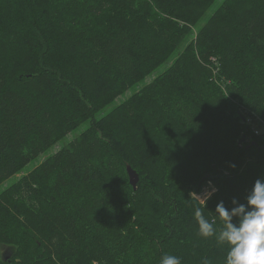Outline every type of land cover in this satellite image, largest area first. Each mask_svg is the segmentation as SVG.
Segmentation results:
<instances>
[{
	"label": "trees",
	"instance_id": "1",
	"mask_svg": "<svg viewBox=\"0 0 264 264\" xmlns=\"http://www.w3.org/2000/svg\"><path fill=\"white\" fill-rule=\"evenodd\" d=\"M214 1L0 0V264H224L190 192L264 177V0Z\"/></svg>",
	"mask_w": 264,
	"mask_h": 264
},
{
	"label": "clouds",
	"instance_id": "2",
	"mask_svg": "<svg viewBox=\"0 0 264 264\" xmlns=\"http://www.w3.org/2000/svg\"><path fill=\"white\" fill-rule=\"evenodd\" d=\"M214 191L195 193L200 201L192 211L197 234L204 239L214 238L226 249L224 264H264V177L255 179L244 202L233 197L226 205L220 200L214 209L215 218H210L204 209ZM160 264H181V259L164 254Z\"/></svg>",
	"mask_w": 264,
	"mask_h": 264
},
{
	"label": "rangeland",
	"instance_id": "3",
	"mask_svg": "<svg viewBox=\"0 0 264 264\" xmlns=\"http://www.w3.org/2000/svg\"><path fill=\"white\" fill-rule=\"evenodd\" d=\"M223 0H215L213 2V4L209 7V9L206 11V13L204 14V16L200 19V21L198 22L197 26H202L206 23V21L209 19V17L214 13V11L217 8V5L219 3H221ZM196 33V30L194 29V34ZM186 44V42L184 43ZM180 49H183V45L181 46ZM171 63L166 62L163 65H161L159 68H157V70L155 71V73H159L161 72L163 69H165L168 65H170ZM154 75V74H153ZM152 78V76H149L148 78H146L142 83H140L138 86H132L131 88H129L125 94L119 98H117L115 101H113L109 106H107L105 109H103L100 113H98L97 117H100L101 115L109 112L112 108H114L117 104L121 103L123 100L129 98L135 91H137L140 87H142L144 85V83L149 82L150 79ZM88 122L83 123L81 126L75 128L74 130H72L64 139L60 140L58 142V146L61 144H65L67 141H69L73 136H76L79 132H81L84 127L86 126ZM58 146H54L52 148H50L45 154H43L41 157H39L38 159L31 161L23 170V172L29 171L31 170L38 161H40L42 158H44L46 155L51 154L55 149L58 148ZM17 177V176H16ZM16 177H12L9 178L3 185L0 186V189H2L3 187L7 186L8 184L12 183ZM12 248L9 247H3L2 251H1V255L5 256L8 255L12 252Z\"/></svg>",
	"mask_w": 264,
	"mask_h": 264
},
{
	"label": "bare ground",
	"instance_id": "4",
	"mask_svg": "<svg viewBox=\"0 0 264 264\" xmlns=\"http://www.w3.org/2000/svg\"><path fill=\"white\" fill-rule=\"evenodd\" d=\"M212 59V61L213 62H215V58H211ZM217 72V71H216ZM243 113H244V115H246L245 113H247V110H245V109H243ZM245 120V122L246 123H248V121L246 120V119H244ZM131 168V167H130ZM132 169V168H131ZM134 171V170H133ZM128 172V176H129V183H130V179H132L133 178V176H132V174L131 173H129V171H127ZM135 172V171H134ZM135 174H136V177H137V179H136V182H135V184L134 185H132L131 183V186L134 188V189H136V187H137V181H138V175H137V173L135 172ZM212 189H215V191L213 192V194L217 191V186L214 184V182H212V181H210V180H207L205 183H203L200 187H199V189L198 190H195V191H191L190 192V196L192 197V198H194L197 202H199L200 203V201L198 200V199H196L195 198V193L196 194H198V195H203L206 191H212ZM212 194V195H213Z\"/></svg>",
	"mask_w": 264,
	"mask_h": 264
},
{
	"label": "water",
	"instance_id": "5",
	"mask_svg": "<svg viewBox=\"0 0 264 264\" xmlns=\"http://www.w3.org/2000/svg\"><path fill=\"white\" fill-rule=\"evenodd\" d=\"M127 171H129V173L132 174L133 178L130 179V183H131L132 185H134L135 182H136V179H137L136 174H135V172L133 171V169H131L130 167H127Z\"/></svg>",
	"mask_w": 264,
	"mask_h": 264
}]
</instances>
